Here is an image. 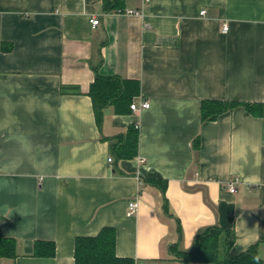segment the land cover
<instances>
[{"label": "crops", "instance_id": "obj_1", "mask_svg": "<svg viewBox=\"0 0 264 264\" xmlns=\"http://www.w3.org/2000/svg\"><path fill=\"white\" fill-rule=\"evenodd\" d=\"M96 75L138 82L149 108L97 125ZM204 100L264 104V0H0V229L16 241L0 264H74L75 239L105 227L135 264H198L170 247L212 227L219 259L256 245L264 262V105L202 122ZM133 124L137 156L118 161L106 139Z\"/></svg>", "mask_w": 264, "mask_h": 264}, {"label": "trees", "instance_id": "obj_2", "mask_svg": "<svg viewBox=\"0 0 264 264\" xmlns=\"http://www.w3.org/2000/svg\"><path fill=\"white\" fill-rule=\"evenodd\" d=\"M139 93V84L132 80H122L118 77H103L96 75L88 90L91 97L94 116L97 125L102 121L103 109L112 106L116 113H125L130 108L133 98ZM263 103L248 104L240 102H227L216 100H204L201 103V121H215L219 116L233 110L236 107H243L250 114L260 115ZM138 128L134 124L129 126L124 134L114 138L106 139L110 152L116 160L133 159L137 156ZM199 139H195L193 149H197ZM154 185L165 189V182L152 181ZM164 211L168 213L167 205L163 199ZM178 239L181 232L178 224ZM227 233L217 227L207 228L198 233L195 237L193 249L182 251L178 244L170 247L173 259L179 262H195L198 264H264L257 254L256 245L250 246L248 250L240 255H229L222 259L218 258V245L221 234ZM228 234V233H227ZM234 236H228L225 241V249L232 243ZM116 233L113 228H102L99 233L92 237H77L74 242V264H135L131 258H120L115 254ZM16 241L2 235L0 229V259H13L16 255ZM32 254L35 257L53 258L55 245L53 242L36 241L33 245Z\"/></svg>", "mask_w": 264, "mask_h": 264}, {"label": "built area", "instance_id": "obj_3", "mask_svg": "<svg viewBox=\"0 0 264 264\" xmlns=\"http://www.w3.org/2000/svg\"><path fill=\"white\" fill-rule=\"evenodd\" d=\"M147 1V0H146ZM126 14H129V15H133V14H139L138 11L136 10H126L125 11ZM201 14L204 13V11H201L200 12ZM90 24L92 25V27H95L99 24V20L95 17V18H92L90 21ZM222 31L226 32L227 31V26L224 24L222 26ZM130 110L132 111H137V110H141V109H147L149 108V103L146 101V100H141L138 104L136 103H131L130 106H129ZM107 162L111 163L112 162V158H108L107 159ZM237 180H233V181H230L227 185H226V188L227 190H229L230 193H237V188L235 186V183H236ZM137 208V203L136 202H130L127 206V214L128 215H131L134 213V211L136 210Z\"/></svg>", "mask_w": 264, "mask_h": 264}]
</instances>
